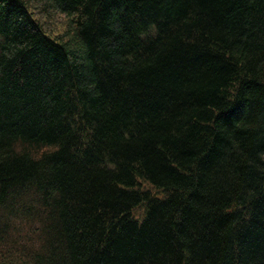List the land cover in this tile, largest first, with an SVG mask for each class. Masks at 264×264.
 Listing matches in <instances>:
<instances>
[{"label": "trees", "instance_id": "obj_1", "mask_svg": "<svg viewBox=\"0 0 264 264\" xmlns=\"http://www.w3.org/2000/svg\"><path fill=\"white\" fill-rule=\"evenodd\" d=\"M0 264H264V0H0Z\"/></svg>", "mask_w": 264, "mask_h": 264}]
</instances>
